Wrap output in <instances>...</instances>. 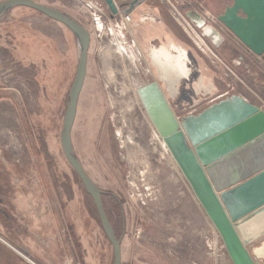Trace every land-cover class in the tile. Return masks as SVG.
I'll return each mask as SVG.
<instances>
[{
	"label": "rangeland",
	"instance_id": "1",
	"mask_svg": "<svg viewBox=\"0 0 264 264\" xmlns=\"http://www.w3.org/2000/svg\"><path fill=\"white\" fill-rule=\"evenodd\" d=\"M114 1L119 4V0ZM171 1L186 15L183 6ZM47 2L89 26L86 75L72 126V148L86 173L104 192V209L120 235L121 264H255L250 248L242 244L185 134L180 133L181 117L197 114L222 99L213 101L210 94L200 93L196 84L201 80L213 87L210 88L213 93L228 90L224 97L241 91L256 100L257 94L264 108V86L255 85L249 73L246 72L248 81L243 80L241 85L235 78L234 87L226 86L228 78H232L227 65H231L234 56H243L249 63L246 68L258 83L264 84V68L262 72L253 62L255 54L251 53L250 60L234 44L239 43L234 37L233 40L227 37L215 48L201 36L209 45L211 52H205L211 60L195 51V68L188 58L189 72L178 78L177 92L172 95L156 67L149 64L147 52L133 38V26L128 28L130 19L138 25L147 23L140 16L149 12L152 17L153 6L189 44L190 35L170 14L165 2L146 0L127 19L123 9L111 17L104 1L109 18L104 20L101 38L91 31L90 18L81 0ZM54 32L55 54L33 57L31 65L24 61L26 65L17 88L19 117L16 121L12 116L0 119L1 127L6 122L9 127L7 135L0 131V142L7 144L3 150L9 159L20 160L31 157L28 144L37 137L41 154L46 153V159L51 161L50 168L47 167L49 174L57 176L56 183L51 184L52 190L66 201V206L70 204L68 213L74 221L64 231V246L54 251L63 260L50 264H112V247L97 218L94 203L60 145L79 44L64 25ZM204 63L212 71L210 78L196 71ZM233 69L243 76L239 67ZM0 108L4 112L15 111L8 104ZM11 127L17 128L14 134ZM49 150L54 152L48 153L50 157ZM40 168L45 173V167ZM35 259L38 261L35 264H44ZM258 261L262 264L264 258Z\"/></svg>",
	"mask_w": 264,
	"mask_h": 264
},
{
	"label": "water",
	"instance_id": "2",
	"mask_svg": "<svg viewBox=\"0 0 264 264\" xmlns=\"http://www.w3.org/2000/svg\"><path fill=\"white\" fill-rule=\"evenodd\" d=\"M104 1L111 17L118 14L122 4ZM139 1L132 0L131 5ZM11 6L30 7L45 14L69 28L78 40V62L68 91L60 145L65 159L92 198L102 230L113 248L112 264H121V240L117 238L104 209L102 190L86 173L74 154L71 141V129L86 75L90 33L62 10L36 0H1L0 14ZM123 11L128 12L129 8ZM238 11L245 17L238 15ZM185 14L215 48L222 44L224 38L213 26L205 24L192 11ZM219 19L251 53L264 61V0H233V5ZM180 126L242 244L250 248L254 263L261 264L258 259L264 258V110L239 94H232L197 114L181 117Z\"/></svg>",
	"mask_w": 264,
	"mask_h": 264
},
{
	"label": "crops",
	"instance_id": "3",
	"mask_svg": "<svg viewBox=\"0 0 264 264\" xmlns=\"http://www.w3.org/2000/svg\"><path fill=\"white\" fill-rule=\"evenodd\" d=\"M36 1L49 5L47 0ZM151 7L153 9L151 19L146 21L147 23L139 25L137 23L133 26V38L144 51L159 43L166 46L176 43L187 49L193 69L197 54L195 51L206 56L208 61L211 60L205 51L200 50L198 42L197 44L194 42L195 39L188 37L190 43H186V40L179 35L177 28L167 24L156 9ZM82 25L89 30V26ZM61 27L63 25L60 22L30 7L11 6L0 14V106L8 104L15 108V111L11 113L4 112L0 108V119L6 120L12 116L15 121L18 120L19 111L16 105L19 102V90L17 88L21 70H24L23 66L26 63L31 65L34 62L33 57L44 58V56L49 57L50 54H55L54 31ZM239 49L244 51L250 60L253 59L250 51ZM236 59L241 63L237 65ZM25 60L26 63H24ZM248 65L243 56H234L231 65H227L228 75L232 76L228 78V81L233 87L236 84L235 78L240 81V85L250 78L255 81V85L264 86L263 83H258L246 68ZM233 66L239 67L243 76L237 73ZM196 71L202 77L212 76V71L206 63L203 64L202 69L197 68ZM246 72L250 74V77ZM231 93H237L264 109L257 94L256 100H253L241 91ZM6 124L7 122L3 127L0 126V131L5 135L9 129ZM11 130L14 134L17 128L11 127ZM72 131L71 129L73 139ZM6 146L7 144L0 142V258L2 259L0 262L1 264H28L30 261L26 260L24 255L33 262H38L35 259L38 258L44 264L59 263L63 260L62 255L58 257L54 251L64 246L63 239L66 237L64 231L69 230L67 225L69 226L74 220L68 213L70 204L66 206V201H62L61 196L58 197L52 190L51 184L56 183L57 176H51L47 170V167L50 168L51 161L49 158L46 159V153L41 154L37 137L34 142L30 141L28 144L31 157L27 159H9L8 154L3 150ZM48 153L52 155L54 152ZM34 155L37 158H34ZM51 155L48 154L49 157ZM39 156H42V159H39ZM41 166L45 167V173L41 171Z\"/></svg>",
	"mask_w": 264,
	"mask_h": 264
},
{
	"label": "flooded vegetation",
	"instance_id": "4",
	"mask_svg": "<svg viewBox=\"0 0 264 264\" xmlns=\"http://www.w3.org/2000/svg\"><path fill=\"white\" fill-rule=\"evenodd\" d=\"M131 1L132 0H119V3L122 4V7H120L119 9L129 8V11L133 12L137 10L142 4H144L146 0H140L138 3H135L133 5H131ZM162 1L165 2L164 0ZM175 2L178 3L180 6H183L186 10L185 12L192 11L195 14H198L199 17L205 21V24H209L213 26L223 36L224 38L223 42L227 37L230 39L234 37L239 42V43L234 42L235 45L236 44L238 45V46L236 45L238 48H242L250 51L242 42L239 41L237 37H235L233 32L227 26H225V24L219 19V16L224 15L227 8L233 5V0H175ZM172 3L176 7V4L174 2ZM179 13L192 29L194 35L192 36L193 39L195 40L198 39L197 36H199L202 40L203 38H206L202 34L201 30L197 28L195 24L187 17V15H183L180 11ZM237 14L242 17H245V14H243L241 11H238ZM178 23L185 30L184 26L186 24L185 23L181 24L179 21ZM203 42L209 47V45L204 40ZM139 48L142 49L140 46ZM148 50L144 52L145 53L147 52L146 55L148 57L149 64L152 65L153 67H156L159 76L166 83L167 90L170 92V94L174 95L177 92L176 85L178 78L185 77L189 72V67L186 63V60L189 58L187 49L180 44L174 43V44H169L168 46L163 44L159 46H151L150 49ZM255 57L258 60L255 59L253 60V62L257 64L258 67L264 68V61L262 60V57L256 55ZM165 112L167 113V111ZM167 115L169 116L170 114L167 113ZM180 133L182 132L180 131ZM103 193L104 192L102 191L101 194L102 197L104 195Z\"/></svg>",
	"mask_w": 264,
	"mask_h": 264
},
{
	"label": "built area",
	"instance_id": "5",
	"mask_svg": "<svg viewBox=\"0 0 264 264\" xmlns=\"http://www.w3.org/2000/svg\"><path fill=\"white\" fill-rule=\"evenodd\" d=\"M82 1V6L84 7V9L86 10L88 17L90 18V24L92 27V32H94L96 34V36H98L99 38H101V36L104 33V29H105V24H104V20L105 18H109V16L107 15V11H105V5H103L102 0H81ZM114 1V0H113ZM168 6H169V11L172 14V16H174V18L179 21L181 24L185 23L186 25L184 26L186 32L191 35H193L192 29L190 28L189 24L184 20V18L181 16V14L179 13L178 9L175 7V5L169 1V0H164ZM115 2V1H114ZM116 4V3H115ZM131 11L129 12H125V18L130 19V15H131ZM149 12H144L141 16H140V20L142 22L148 21L151 19V16L149 15ZM86 19V18H85ZM137 24V22H134L133 20L129 21V25L128 28L130 29V26H135ZM109 29V28H108ZM110 30V29H109ZM90 31V32H91ZM131 31V30H130ZM132 32V31H131ZM197 36V35H196ZM198 39L195 40V42L199 44V48L202 51H210L209 47L203 42V40L197 36ZM251 52V51H250ZM214 57H216V55H214ZM217 58V57H216ZM237 65L240 64L241 62L239 60L236 61ZM202 82H198L197 85V90L201 91L200 93H204V94H210L211 95V99L217 100L219 98H224L225 95L229 94L228 90H222V91H216V92H212L210 90V88L212 89V86H208L203 84V80H201ZM207 88H206V87ZM227 88L231 87V83L227 82L226 83ZM209 88V89H208ZM245 99V98H244ZM215 102V101H214Z\"/></svg>",
	"mask_w": 264,
	"mask_h": 264
},
{
	"label": "trees",
	"instance_id": "6",
	"mask_svg": "<svg viewBox=\"0 0 264 264\" xmlns=\"http://www.w3.org/2000/svg\"><path fill=\"white\" fill-rule=\"evenodd\" d=\"M64 12V11H63ZM65 13V12H64ZM67 15H69L70 17H72L73 19H75V20H77L78 22H80L78 19H76L75 17H73L72 15H70V14H68V13H66ZM65 26V25H64ZM66 27V26H65ZM67 28V27H66ZM69 31H71L69 28H67ZM72 32V31H71ZM73 33V32H72ZM74 34V33H73ZM67 100H68V94H67ZM71 141H72V138H71ZM73 144V143H72ZM75 173V172H74ZM76 174V173H75ZM77 176V175H76ZM78 177V176H77ZM78 179H79V177H78ZM79 181H80V179H79ZM81 182V181H80ZM84 188V187H83ZM85 190V189H84ZM86 192V191H85ZM104 194V193H103ZM89 195V194H88ZM90 196V195H89ZM92 199V198H91ZM95 211H96V208H95ZM96 214H97V211H96ZM97 218H98V220H99V217H98V214H97ZM99 222H100V220H99ZM112 224V226H113V229H114V231H115V234H116V236H117V238L118 239H120V235H118L117 233H118V231H117V228H116V226L113 224V223H111ZM111 247H112V245H111ZM112 261H113V248H112Z\"/></svg>",
	"mask_w": 264,
	"mask_h": 264
}]
</instances>
